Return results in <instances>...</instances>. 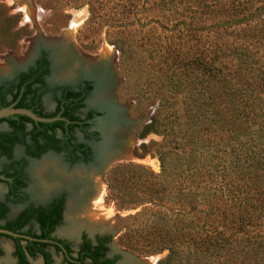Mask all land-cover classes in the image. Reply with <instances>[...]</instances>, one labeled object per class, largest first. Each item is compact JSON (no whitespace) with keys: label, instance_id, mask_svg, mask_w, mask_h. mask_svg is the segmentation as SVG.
Listing matches in <instances>:
<instances>
[{"label":"rangeland","instance_id":"obj_1","mask_svg":"<svg viewBox=\"0 0 264 264\" xmlns=\"http://www.w3.org/2000/svg\"><path fill=\"white\" fill-rule=\"evenodd\" d=\"M20 1L0 0V82L24 71L40 53L51 61L53 52L45 43L60 38L73 13H79L77 26L67 38V49L84 59L77 63L75 54H69L64 71L52 73L51 69L45 84L48 88H74L86 79L85 55L89 62L102 56L101 61L112 76L111 102L122 120L118 134L130 141L116 143L113 149L118 157H111L109 162L102 160L100 173L93 174L96 168L87 169L83 176L90 187L82 202L87 206L72 213L66 209L53 235L71 241L74 249L79 247L81 234L89 238L109 236L108 255L116 256L114 264H139L149 259L157 264L167 252L152 253L149 243L165 235L177 237L178 232L153 231L156 222L152 221L161 217L157 224L173 222L177 229L184 205L200 208L199 193L206 197L207 188L216 187L205 183L207 173L202 179L198 175L207 170V165L224 163L232 146L229 132L209 122L212 107L199 106L202 97L195 67L197 54L202 51L210 64L224 73H231L238 66L248 73L264 67V49L237 32L245 28L244 24L258 25L254 19L264 14V0H252L245 15L235 18L209 14L200 6L213 2L226 6L230 2L227 0ZM23 9H28L30 15ZM38 39L45 43L32 54L31 48ZM86 104L95 107V97L86 99ZM43 106L45 112L52 109L48 95L43 98ZM102 131L104 134L103 127ZM194 138L197 140L191 145ZM12 156L18 160L21 150L15 148ZM194 156L195 161L201 162L192 163L199 170L189 166L185 171L184 162ZM159 158L163 160V171ZM6 166L8 162L0 160V170ZM28 166L29 162L24 168L25 177ZM118 166L124 167L122 183L110 181L109 172ZM25 179L29 201L44 203L45 190L34 187L32 179V187L39 190L34 191L30 180ZM152 183L155 187H151ZM218 196L219 203L226 202ZM2 198L0 187V201ZM210 203L217 204L213 198ZM22 207L8 205L7 217L12 218ZM0 250V264H13L10 240L0 237ZM51 257L53 264H61L59 255L51 253ZM211 260L213 264L223 263L222 258ZM30 264H40V260Z\"/></svg>","mask_w":264,"mask_h":264},{"label":"trees","instance_id":"obj_2","mask_svg":"<svg viewBox=\"0 0 264 264\" xmlns=\"http://www.w3.org/2000/svg\"><path fill=\"white\" fill-rule=\"evenodd\" d=\"M251 1L227 0L226 6H219L217 2L200 6L209 14L235 18L245 15ZM254 20L258 25L244 24L245 28L237 32L255 40L259 48L264 49V14L256 16ZM197 55L195 67L199 72V95L202 97L199 106L212 107L209 122L220 130L226 129L229 132L228 140L232 142V146L225 162L219 163L221 166L218 163L207 165V170L203 169L202 174L198 175V179H202L207 173L205 183L216 187L207 188L208 199L202 192L199 193L200 208H189L184 205V199L183 205L186 208L184 212H179L182 219L177 222V229L173 228L176 226L173 222L161 225V221V226L157 224L158 220H162L161 217L152 221V224L156 222L153 231L173 229L178 232V236L170 238L165 235L151 240L150 251L167 252L157 264H178L181 261L183 264H213L212 258H222L223 263L220 264H264V67L257 72L248 73L238 66L235 71L224 73L220 68L213 67L202 51ZM23 91L26 92V89ZM198 116L203 117L202 114ZM13 117L17 118L16 121H30L23 116ZM5 119L11 120L9 117ZM151 123H155V116ZM196 140L194 138L191 145ZM159 162L163 171L162 158H159ZM192 163L199 165L201 162L195 161L194 156L184 162V170L189 166L199 170ZM122 168L124 167L118 166L109 172L110 181L123 182ZM155 185L152 183L151 187ZM218 194L226 202L219 203ZM212 198L217 204L210 203ZM58 211L57 208L48 214L39 212V235H27L33 239H48L49 233L59 222ZM23 224L20 221L5 229L16 232ZM176 238L178 239L175 240ZM12 242L17 264H27L25 254L31 258L40 255L44 264H50L49 256L44 251L47 246L45 243L20 239H12ZM102 243L103 240L91 247L88 241L83 240L76 259L67 264H83L85 259L92 264H99L97 260L101 256Z\"/></svg>","mask_w":264,"mask_h":264},{"label":"flooded vegetation","instance_id":"obj_3","mask_svg":"<svg viewBox=\"0 0 264 264\" xmlns=\"http://www.w3.org/2000/svg\"><path fill=\"white\" fill-rule=\"evenodd\" d=\"M64 38L65 36L63 34L60 38L50 39V41L57 42ZM65 42L68 46L69 42L67 39ZM58 52L57 50L56 54ZM70 52V54H75L74 56L78 61L77 63H80V61L84 59L83 55L79 56L78 53L75 51H73V53L72 50H70ZM85 57L88 58L83 60L85 63L83 67L87 69L86 79L80 84H77L74 88L63 85H55L51 88L47 87L45 78L50 74L51 69L53 73L54 64L52 57L50 56L51 62L44 53L38 54L30 66L24 71L14 74L11 80L0 82V110H23L29 112L35 118L50 120L43 123L32 120L21 114H12L0 118V126L4 128L3 131H0V160H4L9 164V166L0 170V187L3 189V198L0 201V230L21 236L13 238L0 234V237L10 240L12 244L13 264H17V260L13 256L14 249L12 239L35 240L45 243L47 246L44 248V251L49 256L50 264H53L51 253L60 256L61 264H67V262H74L83 240L88 241L91 247L97 246L98 242L103 240L101 256L98 258L97 262L99 264H114L116 262V256L108 255V246L110 244L109 236L93 235L89 238L85 236V234H81L79 236V247L78 249H74L71 241L57 238L53 235L55 229L61 225L62 215L66 209L68 213L71 208H73V210L70 213L76 211V209L80 210L83 200L81 199V202H78V206L74 208L72 207L71 195L74 190H77L75 200L77 196H80L79 199H85L88 186L90 187L88 182H86L87 179L83 176L87 174V169L96 168L93 169V174L100 173L103 168L101 163L102 160L110 161L112 158L117 157L116 149L111 153H107V149V151H105L106 153H101L103 143L105 148L109 145L111 149L116 148L117 143L111 142L109 144L105 142V130L104 134L102 131L103 125L106 124L107 119L110 118L111 111L112 114L114 112L117 114L116 108L112 105L113 102H111L110 86L112 80L110 81L108 79L110 73L108 72L109 70L107 71L105 68L106 65L104 63H102V65L96 64L97 58L89 62V57L86 55ZM66 64L67 63H60L58 70H60V68L63 69ZM89 72L90 74H88ZM99 81L102 85L106 83V81L107 83L110 81L108 85H105L107 94L109 95L108 104L97 103L95 107H91V105L86 106V99L89 97H95L96 102V95L99 93L97 91L98 84L100 83ZM19 87L21 88L18 91ZM24 88L26 92L23 91ZM45 95H48L52 102V109L48 112H45L43 106V98ZM13 116H23L30 121H16L17 118ZM8 117L11 120L5 119ZM113 133L114 135L117 134V127L114 128ZM15 148L21 150V157L18 160H13L12 155ZM108 154H112V156H108ZM45 160L58 163L65 169L67 179H71L72 181L73 178L75 182H73L72 187H66V185L63 184L55 187V189H50L43 185H35L37 181L33 180L34 187L45 190L43 192L46 198L44 203H33L29 201L27 196L25 178L27 177V179L30 180L31 188L34 190L32 187L33 178L31 179L29 168ZM28 162L29 166L26 172L27 176L25 177L24 168ZM77 171L82 172V176H77L79 180L76 178L75 174ZM79 188H81V190ZM8 205H22L23 207L12 218H8ZM86 206L87 205H85V207ZM57 208L59 209V222L49 233L48 239H33L27 235H39L40 227L37 223L39 212L48 214L51 210ZM82 209L83 208H81V210ZM78 215L80 214L78 213ZM20 221L24 224L16 232L5 229L6 226L15 225ZM64 247H66V249ZM55 248L59 249L56 250ZM37 259L40 260V264H44L42 256L35 255L34 258H31L25 254V261L27 264ZM83 264L92 263L90 260L85 259L83 260Z\"/></svg>","mask_w":264,"mask_h":264},{"label":"bare ground","instance_id":"obj_4","mask_svg":"<svg viewBox=\"0 0 264 264\" xmlns=\"http://www.w3.org/2000/svg\"><path fill=\"white\" fill-rule=\"evenodd\" d=\"M20 2H21L20 4H22V3L24 4L25 3L22 0ZM23 10L25 11V13L27 15H30L28 9H26V10L23 9ZM78 17H80L79 13H73V19L70 22V25H69L68 29H66L64 31V33H63L64 36H65L64 39H60L57 42L47 40L46 43L44 42L45 40L41 42V39H38L37 41H35L33 43V47L31 48V53L32 54H33V52H36L39 48H41V45L43 43H45V45H48V47L45 46V45H43V47H47L50 50L52 49V52H53L52 53V60H53V64H54V73H60V72L64 71L62 68H60V70H58V68L60 66L59 65L60 63L61 64L62 63H64V64L68 63V58L67 57L69 56V54L71 52H70L69 49H67V47H66L67 44H66L65 40L68 38V36L70 34V31L77 26L75 24H76V20H78ZM53 49H55V50H53ZM57 50L59 52L56 54ZM64 50H65V52H64ZM101 59H102V56L98 57L96 59V62H97L96 64H101V65H102V63L105 64V62L101 61ZM75 61H77V60L75 59ZM104 64H103V66H104ZM2 74H3V72H2ZM88 74H90V72ZM111 78H112V76H111V74H109L108 79L110 81H111ZM110 81L108 83H110ZM108 83L106 81V83H104L103 85L101 84V82L98 84L97 91L99 93L96 95V103H98V104H103V103L108 104L109 95L107 94V90H106V86H105L106 84L108 85ZM121 122L122 121L120 120L118 113L116 114L114 112L112 114V111H111L109 122H107L106 124L103 125V129L105 130V142H108L109 144L111 142L120 143L123 140H125L126 143L130 142V141H128V139L126 140L125 136L123 137V136H121L122 134L121 135L118 134V131H120V129H121L120 128L121 127L120 126ZM115 127H117V134L116 135H114V133H113V130H114ZM106 149L108 150L107 153H111V152L114 151L113 148H112L113 150H111L109 145H108L107 148H105V145L103 144V147H101V151H102L101 153L105 152ZM108 162H109V160H108ZM81 173L82 172H79V171L75 172L76 178H78L77 176H82ZM30 174H31V176H33V180L37 181V183H35V185H43L44 187H48L50 189H55V187H58L59 185H63V184H65L66 187L67 186L68 187H72L73 186V182H75L73 178H72V181H71V179H67V174H66L65 169L63 167H61L55 161H51V160H45L43 162L41 161V162H38V163L32 165L30 167ZM78 180H79V178H78ZM76 189H77V187H76ZM79 189L81 190V188H79ZM76 195H77V190L76 191L74 190L72 192V195H71L72 204H73L72 207H74V208L78 206V204H79L78 202H81V199L84 201L83 198L79 199L80 196H77V199L75 200ZM73 200H74V203H73ZM83 207H85V205L82 204L80 206V208H83ZM72 210H73V208L70 209V212ZM154 261H155L154 259L143 260V261H140L139 264H154Z\"/></svg>","mask_w":264,"mask_h":264},{"label":"water","instance_id":"obj_5","mask_svg":"<svg viewBox=\"0 0 264 264\" xmlns=\"http://www.w3.org/2000/svg\"><path fill=\"white\" fill-rule=\"evenodd\" d=\"M12 114H21V115H24V116L32 119V120L39 121V122H43V123L50 121V120H43V119L35 118L29 112L23 111V110H8V109H2V110H0V118L6 117V116L12 115ZM0 234L7 235V236L13 237V238L21 237L20 235H16L14 233H11V232H8V231H4V230H0Z\"/></svg>","mask_w":264,"mask_h":264}]
</instances>
